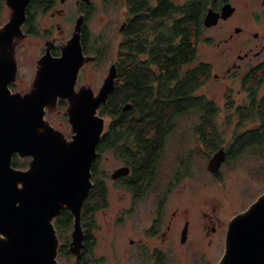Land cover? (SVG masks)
<instances>
[{"label":"water","instance_id":"water-1","mask_svg":"<svg viewBox=\"0 0 264 264\" xmlns=\"http://www.w3.org/2000/svg\"><path fill=\"white\" fill-rule=\"evenodd\" d=\"M27 1L5 0L10 16L0 24V264H57L59 241L53 221L61 211L73 218L72 253L77 256L82 247L80 211L105 125L98 111L115 88L116 68H109L96 94L89 88L75 92L78 71L93 58L82 53L74 33L60 56L46 53L41 58L31 92H10L8 85L17 71L13 40L22 36ZM226 10L232 9L226 5L222 13ZM218 16L209 11L204 25H214ZM79 26L77 20L76 29ZM68 98L72 137L65 139L44 116L58 99ZM129 108L126 104L123 110ZM15 155L32 158L28 168H15ZM224 159L220 149L211 156L208 170L217 173ZM217 264H264V193L229 222Z\"/></svg>","mask_w":264,"mask_h":264},{"label":"flooded vegetation","instance_id":"flooded-vegetation-1","mask_svg":"<svg viewBox=\"0 0 264 264\" xmlns=\"http://www.w3.org/2000/svg\"><path fill=\"white\" fill-rule=\"evenodd\" d=\"M158 0H149L148 3L151 5L148 8H151L152 6L155 7L157 5ZM173 3L177 4H183L178 3L177 0H171ZM192 2V1H199L202 4L203 9V16L201 19V33L198 34L197 40L199 42H207L209 40L208 37H204V32L213 29L215 27L220 26L221 24H234L232 25L233 32L227 33V38L224 39V42L228 43V41H232L235 39L236 36L242 34L243 30L241 28V25L237 26V23L240 22V17L236 16L238 13V6L236 5V0H186L185 2ZM260 5L259 11H252V19L254 24H259L260 22L264 21V0H257ZM68 0H28L25 10V21L21 26L22 30V36L19 38H15L13 40L14 43V59L17 64V71L16 76L13 82H11L8 85V88L10 92L12 93H19L21 95L28 94L31 92L34 88V85L36 83L39 69H40V60L44 56V54L49 53L52 57H58L61 53V47L65 45L73 36L74 33L79 35V43L81 46L82 53L85 56L93 58L94 62H98V57L101 55H105L104 53L107 52V44L106 42H103L99 39L98 34L96 35V32L93 31L90 22L92 18V14H94V10L96 9L94 0H73V5L71 8H69V11H66V4ZM107 2V1H106ZM109 2V1H108ZM123 7L125 8V14L126 17L124 21L121 23L120 27L118 28V32L121 35V41L118 46V49L120 50V46L122 44H125L127 42L132 41V38L135 37L137 34L134 35H128L127 28L128 25L134 20L135 15L131 13L130 10V4L131 0H120ZM2 0H0V9L2 6ZM229 5L230 10H226L227 12L222 13V10L224 6ZM209 11H212L214 13L219 14L217 18V22L214 25L211 26H205L204 25V19ZM2 12H0L1 15ZM150 16L144 15V18L146 19V25L144 29H142V35L141 33L139 35L141 40H147L148 42L152 41L153 34L159 33L160 35V27L161 22L159 21L156 25V29H150ZM165 17V22L169 25L173 24L175 21L169 18L170 21H168ZM77 20H80V26L78 29H76V22ZM5 22V21H4ZM4 22H1L0 24H4ZM68 23L70 26L67 28L64 27V24ZM150 29V30H149ZM70 30V31H69ZM149 30V31H148ZM251 37L255 41H262L260 48L258 49L259 44H254L253 49L257 50L252 54V57H249V53L252 51V48L249 49V53L246 52L242 56L238 55V60L240 63H242L245 59L248 58V60L251 59V64L243 66L241 64H235L233 63V68L235 72H230L229 69L227 70V73L230 74L229 76H233L236 78H239L240 88L243 92L247 95V104L244 105L241 109L238 108L240 112L243 111V109L249 108L250 111L252 110V115L250 118L239 116L237 119V125L234 126L233 134L231 135V140L228 143H222L225 136L224 133L220 131V129L217 127V124L215 122V116L210 119H206L203 117L205 114L206 107L208 106V103H210L214 109H216L214 103L209 100V98L202 94L200 90L202 89L203 85L206 83L207 76L211 74L210 72V65L204 64L207 66V70L205 71V81L197 88L191 87L188 88L189 91L186 96V100H188L187 104L188 107L184 108V113L181 112V116L172 117L169 120V130L168 133L165 134L161 151L158 154L152 170H149V174L144 173L145 170H143L141 175H138L137 169L135 165L141 164V157H136L135 152V143H133V139L135 138L133 135H122L123 139L117 138L115 134H113L114 130L111 126L114 122L117 120L115 118H108L107 124L104 125L103 134L107 132L108 130L111 131L109 135V141L108 143L111 145V148L108 149L106 152H100L96 148V156L92 160L89 168V181H90V188L87 192L86 197L83 200V204L81 206L80 211V228L82 232V247L80 250V255L78 253L76 261L81 259V256L84 254L85 246L88 244V248H90V256L92 258L96 259L94 257V250L93 246L96 243V238L94 236V231L97 230V224H96V214L108 206V190L109 188H115L119 190H124L126 193V197L128 200V206L123 208L118 214V221L124 220L133 216H136V213L140 211L142 207H144L143 213H147L150 215L148 218L149 223L147 226L144 227V225L141 227L142 235L146 239H157L159 243L154 245H146L144 243V239H129V245L132 248H135L137 252L135 254L137 255H144V251L151 254L152 258L149 260L150 264H156L158 262V257L160 254L166 253L165 249H163L164 245H166L170 240V235L172 233H176L178 236V243H180L181 246H189L190 241V234L194 235V228L197 226L199 229V232L201 234H204L205 236H209L210 234H218L223 235L225 237L228 224H225L223 221H220L219 219H216L208 212H201V216L199 217V225H191V221L187 218L188 213L187 210H184L181 214H177L175 211H171L169 209L170 206V198L174 191L177 189L180 183L183 182H190L192 179V173L191 170L194 168L192 167V154H196L199 157H202L205 159L206 162V169L208 173L212 177H215L216 179L219 176L220 168L223 166V164L230 158L231 152L236 153L242 152L245 149H249L251 155L253 156H259L264 161V120L263 117L259 113V106L262 104L264 100V94H260V90L264 84V33L260 34L258 32H255L251 34ZM31 39L33 41H37L39 44V52L40 55L37 58L36 65L34 68V71L31 70L32 75L28 76L29 81H24L23 77L19 74V64L16 59V48L17 44L22 39ZM213 41V40H210ZM246 41V40H245ZM103 42V44H102ZM141 42V41H140ZM198 42V43H199ZM119 50L117 51L115 55V59L110 64L111 66H115L116 68V77H115V89L118 87V83H120V71L119 67L121 64V54L119 53ZM101 53V54H99ZM263 56V59L259 62H256L255 60L257 58H260ZM146 55L142 54L141 59L142 62H147ZM252 59L254 61H252ZM193 61V60H192ZM191 61V62H192ZM253 62H256L253 64ZM199 65V64H198ZM196 65V66H198ZM110 66V67H111ZM194 66V67H196ZM194 67L188 68V65H186L183 69L177 72L176 79L170 80L168 84V89L172 90L175 83L178 81V76H182L183 74H186L187 69H191ZM247 68V69H246ZM151 73H153V78L150 80L149 86L152 89V100H160L164 99V96L162 92H160L159 83L160 81V75L161 72L159 69H153L149 70ZM80 72L81 69L78 71L77 80L75 82L74 91L78 92L81 88H89L87 87L88 83L81 84L80 82ZM210 72V73H209ZM227 74V75H228ZM251 76V85L249 88H246L243 86V80L244 78L249 75ZM225 75V77L227 76ZM216 77V75L214 76ZM26 83V84H25ZM92 90V89H91ZM241 91V90H240ZM111 95V94H110ZM109 95V96H110ZM171 98V97H170ZM229 98V97H228ZM227 100V99H226ZM70 99H58L56 101V105L54 109H63L64 116L68 121L67 116V110L70 106ZM227 101H225L226 104ZM126 104H129L130 107L132 106V102L128 101ZM125 104V105H126ZM186 104V105H187ZM227 107V105L225 106ZM51 109V108H50ZM190 113L196 114L198 117L194 120V131H195V138H196V147L198 148L196 152H190L189 156L190 158L186 157L183 158L178 156H173V158L170 161L169 166L167 167V160H166V151L169 146V140L171 136L173 135L179 121H182V118ZM210 122L214 124L215 129L220 133V140L222 141L221 144L218 146L215 145V149L213 153H210L209 151V145L207 144V141L205 142V139L203 137V134L200 133V127L203 123ZM249 126L247 128L246 126ZM250 132V142L245 143V145H241V143L234 144L237 139L245 138L247 133ZM155 135V134H154ZM72 135H70V138ZM102 137V136H101ZM259 140H262L259 142ZM127 138V139H126ZM117 139H120L121 141H118ZM236 139V140H235ZM125 140V141H123ZM99 144V143H98ZM97 144V147H98ZM123 147V152L117 151L116 148ZM242 147V148H241ZM241 148V149H240ZM220 149H223L225 153V159L221 163L217 173H211L208 170V162L212 155H214L216 152H218ZM240 149V150H239ZM112 155L115 163V167H113L108 172L104 171L101 168V160H99V156L102 154H108ZM196 156V157H197ZM28 163L32 161V158L28 157ZM143 165H141L142 167ZM151 172V173H150ZM208 179V178H207ZM207 181H203L202 185H206ZM97 185H102L103 188L106 191V198H105V207H97L94 205V200L91 196V190L95 188ZM264 193V191H263ZM262 193V194H263ZM261 194V195H262ZM260 195V196H261ZM259 197V196H258ZM257 197V198H258ZM256 198V200H257ZM147 200L150 201V207L147 205ZM255 201V200H254ZM62 212V211H61ZM71 215V214H70ZM181 218H180V216ZM56 219V218H55ZM54 219V220H55ZM216 219V220H215ZM73 220V218H72ZM143 222V218L141 219ZM54 225V221H53ZM73 225V222H72ZM55 228V227H54ZM134 230V228H132ZM56 231V230H55ZM193 232V233H192ZM57 234V233H56ZM87 235L90 236L93 241L88 242L87 241ZM151 244V241H150ZM163 244V245H161ZM168 245V244H167ZM164 250V251H163ZM224 251V250H223ZM87 254V253H86ZM134 254V252H132ZM88 255V254H87ZM58 257V255H57ZM195 264V263H194ZM197 264V263H196ZM209 264V263H204Z\"/></svg>","mask_w":264,"mask_h":264},{"label":"rangeland","instance_id":"rangeland-1","mask_svg":"<svg viewBox=\"0 0 264 264\" xmlns=\"http://www.w3.org/2000/svg\"><path fill=\"white\" fill-rule=\"evenodd\" d=\"M185 1L177 0L178 3ZM1 4L0 23L7 22L10 16V10L5 4V0H2ZM94 4L96 9L94 14L91 15L90 25L96 35L98 34L99 39L106 42L107 52L101 56L102 58L97 63L93 60L85 62L81 67L82 72H80L79 79L81 84L88 83L87 87L96 94L119 50L121 35L118 32V28L126 17V11L120 0H94ZM72 5L73 0H68L65 7L67 12ZM236 5L238 6L236 16L240 17V22L237 23V26L241 25L242 34L226 43L224 39L227 38V33L233 32L232 25L234 24L225 23L205 31L203 33L204 37H208L209 40L197 44L196 57L188 64V68L200 63L210 65L211 74L210 76L208 74L206 83L200 92L206 95L216 107L215 122L220 131L224 133V143H228L231 140L233 127L237 125L239 116L236 111L247 104V95L240 88L239 78L229 76L231 73L228 74L227 70L235 72L233 63L243 66L251 64V59L248 60V58L240 63L238 55L242 56L246 52L249 53V49L252 48L249 53V57H252V54L260 48L262 41L253 40L251 34L255 32L264 33V21L254 24L251 15L252 11L260 10L258 1L236 0ZM69 26L68 23L64 24L65 28ZM38 44L37 41L27 38L22 39L17 44L16 59L19 64V74L26 82L29 81L28 76L32 75L31 70L34 71L37 58L40 55ZM254 44H259L257 50L253 49ZM262 59L263 56L255 61L259 62ZM252 61L254 60L252 59ZM256 62H253V64ZM215 75L216 77H214ZM225 75L227 76L225 77ZM259 93L264 94V84ZM225 101H227L226 104ZM226 105L230 107V110L226 111ZM54 107L45 109L44 119L51 127L59 131L65 139H70L72 132L64 116L65 110H56ZM102 117L106 125L108 118ZM197 117L196 114L190 113L184 116L182 121H179L169 140V146L166 151L167 167L173 156L185 158L187 155L190 158V152L197 151L194 131V120ZM246 127L249 128L248 125ZM196 156V154H192L191 158L193 161L192 167L194 168L191 170L192 179L190 182L188 180V182L185 181L179 184L170 198L169 206V209L177 214L187 210V218L192 222L191 225H199L201 212H208L216 219L229 224L233 217L244 212L263 193L264 161L259 156L251 155L249 149H245L242 152L237 151L233 154L231 152L230 158L221 166L217 179L208 173L205 159ZM114 159L110 153L100 155L101 168L106 172L111 170L115 167ZM21 160H26L25 167L21 169L28 168V159L24 158ZM205 180L207 184L202 185ZM127 203L128 200L124 190L109 188L108 206L96 214L97 230L94 231L96 243L93 246V254L99 264H150L146 257L143 258L141 255L135 254L137 250L129 245L130 238L136 240L142 238L145 241L144 243L150 246L159 243L157 239L144 238L140 230L143 225L144 227L148 225L150 215L144 214V207H142L136 213V216L118 221L117 214L128 206ZM147 203L150 207L151 203L149 200H147ZM142 218L143 222L141 221ZM72 231L73 226L68 231L70 241L67 250L70 255L65 258L57 257V264H76L77 256L72 253L75 246H70ZM193 232V236L190 234L189 246H181L178 243L176 233L170 235L169 241L171 242H168V245L166 244L163 247L166 251L163 255H165L168 264L218 263L225 249V237L218 234H210L207 237L199 232L197 226ZM80 250L81 248L78 250L79 255ZM144 252L147 253L148 257L151 255L146 251Z\"/></svg>","mask_w":264,"mask_h":264},{"label":"trees","instance_id":"trees-1","mask_svg":"<svg viewBox=\"0 0 264 264\" xmlns=\"http://www.w3.org/2000/svg\"><path fill=\"white\" fill-rule=\"evenodd\" d=\"M148 1L131 0L130 10L135 18L128 25L127 34L137 35L132 38V41L120 46L121 64L119 71L121 72V81L98 111L100 116L117 120L111 125L114 130L113 134L117 138L123 139L122 135H133L135 137L133 143H135L136 157L142 159L141 164L135 165L138 175H141L140 173L143 170L146 174H149L148 171L152 170L151 168H153L154 162L161 151L163 138L170 128L169 120L172 117L181 116L184 108L188 107V100H186L188 88L200 86L205 79L206 75L204 74L207 70V66L204 64L187 69L186 74L178 76V81L172 90L167 88L170 80L176 79L177 72L190 64L196 57L199 42L197 36L201 33V19L203 16L202 4L199 1H187L183 4H177L171 0H158L155 7L148 8V6H151ZM145 14L150 16V29L155 30L158 22H161V25L158 26L160 27V35L157 32L153 34L151 42L142 41L140 38L143 33L142 29L147 23L144 18ZM166 16H168V21H170L169 18L175 20L173 24L166 23L164 25ZM140 33L141 35H139ZM142 54L147 56V62H142ZM101 58L100 55L98 60L100 61ZM153 69H159L161 72L160 81H162L161 84L159 83V88L164 96L162 101H151L153 92L149 83L153 78V73L149 70ZM250 85L251 76L249 74L244 78L243 86L246 89ZM128 101L132 102V106L127 110H123ZM228 110H230V107L227 105L226 111ZM258 110L264 120V100ZM251 112L252 110L250 111L249 108L243 109L242 112L236 111L238 116L247 118H250ZM215 114L216 109L208 103L203 117L210 119ZM199 127V132L203 134L205 142L208 140L210 153H213L215 145L218 146L222 142L220 133L215 129L214 124L210 122L203 123ZM110 133L111 131L108 130L102 135L97 147L98 151L103 153L111 148L108 143ZM249 133L245 138L235 139L234 144L241 143V145H245V143L250 142L251 134ZM120 139L117 140L121 141ZM224 140L222 143H224ZM261 141L259 140V142ZM116 149L121 152L123 147ZM122 152L125 154L124 151ZM25 161L15 155L12 159V165L15 168H22L25 167ZM141 165L143 166L141 167ZM91 192L94 205L98 208L105 207L106 191L103 186L97 185ZM72 222V216L67 210H63L54 220V227L60 241L58 258H65L70 255L67 246L70 241L68 231L72 227ZM87 241L92 242L93 239L87 235ZM90 252L87 244L84 254L81 259L76 261V264H99L96 259L89 255ZM142 257H146L147 261L152 258L151 255L148 257L147 253H144ZM156 264H168L165 255L160 254Z\"/></svg>","mask_w":264,"mask_h":264}]
</instances>
